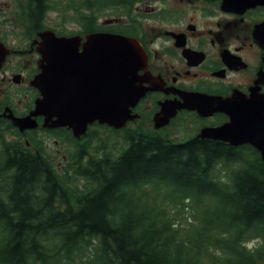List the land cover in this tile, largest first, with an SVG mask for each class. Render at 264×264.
Masks as SVG:
<instances>
[{
  "label": "trees",
  "instance_id": "1",
  "mask_svg": "<svg viewBox=\"0 0 264 264\" xmlns=\"http://www.w3.org/2000/svg\"><path fill=\"white\" fill-rule=\"evenodd\" d=\"M18 1L28 31L46 28L53 0ZM60 3L86 34L98 31L99 14L131 1ZM124 142L118 155L100 158L77 146L63 175L42 152L3 144L0 264H264V244L244 247L264 241L256 153L146 131L125 133Z\"/></svg>",
  "mask_w": 264,
  "mask_h": 264
},
{
  "label": "flooded vegetation",
  "instance_id": "2",
  "mask_svg": "<svg viewBox=\"0 0 264 264\" xmlns=\"http://www.w3.org/2000/svg\"><path fill=\"white\" fill-rule=\"evenodd\" d=\"M130 1L128 8L114 12L111 19L99 18V29L93 32L134 39L146 56V66L138 72L136 82L144 89V95L131 108L136 118L120 130L107 128L130 135L146 131L178 143L197 140L221 146L223 150L219 153L249 150L260 157L249 144L233 146L200 138L204 130L229 123L223 112L201 115L181 109L158 128L155 119L163 117L164 106L173 108L185 101L208 104L218 99L232 104H264V5L224 6L223 0ZM11 25V29L17 30H11L10 35L0 23V45L7 51L0 63V148L3 144L13 150L22 146L35 155L42 152L48 159L34 144L38 134L67 137L77 146L84 140V137L76 140L66 127L44 128L43 116L31 117L41 98L33 85L41 72L39 34L52 31L57 37H64V33L46 27L40 31L27 30L29 36H22L25 33L19 29L20 23ZM87 34H81V44ZM82 49L80 46L79 51ZM88 83L89 80H82L83 86ZM95 83L93 79L91 84ZM27 117L35 121V129L21 130L17 125ZM94 126L100 125L94 123L88 130Z\"/></svg>",
  "mask_w": 264,
  "mask_h": 264
},
{
  "label": "water",
  "instance_id": "3",
  "mask_svg": "<svg viewBox=\"0 0 264 264\" xmlns=\"http://www.w3.org/2000/svg\"><path fill=\"white\" fill-rule=\"evenodd\" d=\"M264 5V0H223L224 6ZM41 39L40 74L33 85L40 93L31 117L43 116L47 129L68 128L75 139L85 136L93 123L120 130L136 116L131 108L144 89L136 84L137 75L146 66V56L131 38L111 33H91L81 44V36L57 37L52 31L39 34ZM82 46V51L79 47ZM7 51L0 45V63ZM89 85H82V80ZM95 79V85L91 82ZM197 111L201 115L223 112L230 121L217 129L204 130L200 138L229 143L249 144L260 153L264 172V104H232L218 99L208 104L185 101L175 107L164 106L163 117L155 127L168 123L177 110ZM27 117L18 121L20 129H35Z\"/></svg>",
  "mask_w": 264,
  "mask_h": 264
},
{
  "label": "rangeland",
  "instance_id": "4",
  "mask_svg": "<svg viewBox=\"0 0 264 264\" xmlns=\"http://www.w3.org/2000/svg\"><path fill=\"white\" fill-rule=\"evenodd\" d=\"M52 8L46 15L44 21V26L50 29H54L64 35H77L84 32V27L82 24H76L74 21L69 19V11L64 13L61 1L64 0H53ZM23 2L18 0H0V23L6 26L11 35V27L13 23L19 22L21 27L19 29L22 36H29L27 33V25L21 20V8ZM119 10H108L106 13L102 12L97 17L100 21L111 19L114 17V12ZM17 29H14L15 32ZM125 133L115 132L106 127H91L88 130V134L85 136L84 140L81 142L79 148L83 147L87 149V152L91 153V156L96 158L102 157L104 154H110L113 156L118 155L122 149L125 148L126 143L124 142ZM37 145L44 151L47 155L52 166L57 170V173H61L71 169L77 163V145L73 144L66 138L62 136L48 135V134H38ZM64 157H67V161ZM83 162V160L81 161ZM83 184V183H81ZM253 242V241H251Z\"/></svg>",
  "mask_w": 264,
  "mask_h": 264
},
{
  "label": "clouds",
  "instance_id": "5",
  "mask_svg": "<svg viewBox=\"0 0 264 264\" xmlns=\"http://www.w3.org/2000/svg\"><path fill=\"white\" fill-rule=\"evenodd\" d=\"M260 244H264V241L257 239L256 241L246 243L244 247L249 251H253Z\"/></svg>",
  "mask_w": 264,
  "mask_h": 264
}]
</instances>
